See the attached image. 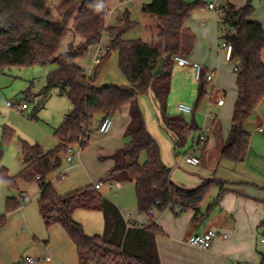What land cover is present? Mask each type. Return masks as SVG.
Instances as JSON below:
<instances>
[{
    "label": "trees",
    "instance_id": "16d2710c",
    "mask_svg": "<svg viewBox=\"0 0 264 264\" xmlns=\"http://www.w3.org/2000/svg\"><path fill=\"white\" fill-rule=\"evenodd\" d=\"M107 2L60 0L54 13L50 0H0V75L12 67L56 64L57 68L46 76L33 115L36 117L43 109L54 90L72 104L71 111L55 130L57 146L45 151L38 143L20 139L25 167L11 175L0 165V180L9 189H18L19 180L37 181L41 189L38 208L45 226L62 227L76 246L79 264H162L156 236L163 230L149 210L153 207L160 211L175 210L176 207L181 212L197 210L212 189L219 186L218 196L209 212L227 191L225 185L228 183L218 179H211L195 189L175 184L170 168L162 161L158 142L146 128L139 105V96L153 94L162 126L174 135L177 150L185 149L199 130L194 118L187 122L182 115H170L168 100L175 59L181 53L182 31L193 12L206 4L200 0H151L143 4L142 12L155 17L159 24V33L148 43L143 39H124V35L137 25L128 9L123 11L117 25L107 26ZM223 12V24L233 28V32L229 31L222 40L232 46L230 60L237 65V100L230 133L219 158L241 163L246 160L251 143V134L245 125L264 99L261 56L264 28L260 22L248 18L254 12L252 0L239 8L228 3ZM105 32L109 43L90 76L78 61L88 54L91 46L101 42ZM68 34L80 38L81 43L76 47L74 41L67 40ZM113 52L118 54V67L128 86L96 84ZM161 58L164 59L163 70L156 75L154 71ZM200 81L203 84L199 85L196 108L207 94V81L204 78ZM26 93L27 98L33 96L30 88ZM126 107H129L131 121L125 136L130 140L99 159L114 161L105 181L135 184L138 210L148 218L143 227L127 221L118 206L106 199L95 185L89 184L61 195L48 180L50 174L61 167L68 145L78 144L85 149L103 119L114 117ZM14 137L15 131L6 126L1 143L9 144ZM207 145L208 142L203 146L204 152ZM20 198L7 197L0 226L5 224L11 212L22 206ZM78 209L102 212L103 233L88 235L84 226L74 219ZM260 227L261 235H264V222ZM259 264H264V255Z\"/></svg>",
    "mask_w": 264,
    "mask_h": 264
},
{
    "label": "crops",
    "instance_id": "0c3cea01",
    "mask_svg": "<svg viewBox=\"0 0 264 264\" xmlns=\"http://www.w3.org/2000/svg\"><path fill=\"white\" fill-rule=\"evenodd\" d=\"M150 1L151 0H146L145 3H149ZM228 3H232L239 8L237 4L230 0H224V3L219 9L220 15L218 19H215V17L212 19L208 12L213 10L209 8V4L214 3L210 2L206 4L204 8L192 14L182 31L180 56L194 62H201L205 74L210 71L214 72V82H217V85L219 82L217 79L219 66L213 63L212 58L217 48L218 38L222 39L224 36L223 34L219 35V31L225 29V27L228 30V26L223 24V9ZM132 5L133 0H108L106 5L107 26L117 25L122 17L123 11L128 9L131 12L132 20L136 21L137 25L124 35V39H143L142 30L140 29L141 22L135 17L134 7ZM253 6L254 12L248 18L260 22L264 28V9L260 12L259 9H257V4ZM216 7V4H214V9H216ZM151 17L156 21V26L155 31L153 30L150 32L151 39L148 41L143 39L148 43L153 42L159 33L158 21L155 17ZM114 21L115 23H113ZM67 40L74 41L76 47L81 43L80 38H74L71 34H68ZM204 41H207L209 44L208 48L211 57L205 52V46L203 45ZM108 43L109 36L108 33L105 32L101 42L91 46L89 49L88 53H93L90 63H87L86 67H84V65L78 61V64L82 66L90 76H93V70L101 61ZM203 52H205V55H203ZM261 56L264 62V50ZM209 57L211 59H209ZM114 67L119 68L117 52L112 53L108 63L97 77L96 84L98 86L107 84L128 86V81L122 72L120 74L117 70H111ZM175 69H179L182 73L186 74L187 78L195 76V69L192 66H181L175 63L174 70ZM9 85H12V79L1 76L0 104L4 102V98L9 92L7 89ZM215 88L216 87L213 86V89ZM217 88L215 90L225 93V101L223 104L225 105L227 97L226 91ZM208 91L209 90L206 89V93ZM53 92L57 93L56 90ZM11 93L13 94V90H11ZM57 95L59 94L57 93ZM51 96L52 94L47 99L45 106ZM145 96L150 97L152 106L156 110L157 121L162 130L152 126V116L147 107ZM236 100L237 86L229 129L226 130V128H224L215 112L216 117L208 122L209 125H212V132L210 133L206 150L204 153L196 154L199 155L202 160L201 165L193 166L181 160L180 154L184 149L177 150L174 145V135L163 128L159 118L158 103L153 94L150 92L146 95L139 96V105L143 113L146 128L158 142L161 149L162 161L166 167L170 168L171 180L175 184L183 188L195 189L211 179H218L228 183L225 185L227 190L226 193L222 196L219 203L211 207L209 212L210 206L218 196L220 190L219 186H215L212 189L210 192V199L206 201L209 194L197 210L181 212L179 207H176L175 210H155L153 214L154 220L163 230V233L156 236V244L162 264H259L262 260V255H264V243H262L261 240L264 238V235H261L262 228L260 226L264 222V145L258 148L256 146L252 147L250 143L247 158L241 163H233L224 159L220 160L219 158L221 150L230 133ZM263 102L264 99L259 104L255 114L245 125V129L251 134V137L252 128L257 130L258 126L263 125L264 116L259 114V107ZM14 103L18 107L17 110H21L22 112H25L30 107L28 105L27 108H23L20 103ZM214 103L217 104L216 102ZM8 108L14 110V108ZM71 109L72 104L71 108L64 113L61 123L55 126L42 121L39 117L40 112L36 117H34L33 112H31L29 113V117L37 125L41 126L47 134L55 136L54 133L56 128L62 124ZM206 118L209 117L206 116ZM112 119L113 125L111 130L106 134L96 132L91 140H94L97 144L94 148L92 147L91 152L87 153L84 151L82 154L81 151L76 157L75 165L83 166L85 163L92 176L93 174L98 175L91 184L96 185L100 183L101 187L98 191L106 199L118 206L124 218L131 223L143 227L147 223L148 218H146V216L144 217V215L133 211L129 212L128 207H125L122 201L115 199L111 200L104 195V192L115 190V187L128 183L125 181H105L110 169L114 165V161L110 158L100 160L99 157V160H96L98 152L99 156H107L124 146V144L130 140L129 137L125 136L126 129L131 121L129 107L124 108L121 112L112 117ZM191 120L186 119L187 122ZM6 121L7 123L2 125L0 132V165L6 167L8 170H12L10 163L5 159V149L7 146L11 147L14 145L17 147V159L20 161V169L17 172L19 173L25 167L21 159L22 148L20 139L28 140L15 124L8 120ZM195 121L200 129L202 123L196 119ZM6 126L11 127L15 131V137L10 145H3L1 143V135ZM151 126L154 129H152ZM249 127L251 129H249ZM46 133L43 131L38 141L28 142L40 144L45 151L54 149L58 141L51 142L47 140ZM197 133L192 137L191 146ZM260 133L264 135V132ZM157 137L162 140L163 146ZM190 152L191 148L184 153L187 154ZM145 158V155H143L142 159L145 160ZM92 169L97 172L92 171ZM17 173L10 174L16 175ZM16 191L14 192L12 189L7 188L0 180V216L5 213V201L7 197L27 195L28 201L35 198L38 201L41 194L38 183L35 187H31L23 180L18 181V189ZM99 213L90 215H94V219L99 221L102 220V216H100ZM74 219L81 223L79 221L80 219L76 218L75 213ZM209 229H214L219 233H225L227 238H216L212 247L206 250L194 248L186 243L194 234L203 233ZM26 256H34L42 259V264H79L75 244L70 240L60 225H53L50 228L45 226L39 213L38 204L30 208L26 207V204L22 205L19 209L11 212L5 224L0 226V264H23V260Z\"/></svg>",
    "mask_w": 264,
    "mask_h": 264
},
{
    "label": "rangeland",
    "instance_id": "374dc122",
    "mask_svg": "<svg viewBox=\"0 0 264 264\" xmlns=\"http://www.w3.org/2000/svg\"><path fill=\"white\" fill-rule=\"evenodd\" d=\"M187 1L193 2L196 0H187ZM200 1H202L205 4H208L210 2L216 4L217 6L216 9L210 10L208 13L212 19L214 17L215 19H218L220 15L219 9L220 6L224 3V0H200ZM230 1L237 4V6L240 7L243 6L247 0H230ZM145 2L146 0H133L132 6L134 7L135 17L138 18V20L141 22L140 29L142 30V35H143L142 37L144 40L148 41L151 39L150 32L153 30L155 31L156 21L152 19L151 15L142 12L141 7L142 4ZM252 3L253 5L257 4L258 6L257 9H259L260 12L263 11L264 1L252 0ZM59 4H60V0H50V6L54 13H56V9L59 6ZM201 9L202 8L196 9L195 11ZM113 23H115V21ZM227 33H229V29L227 30L226 27L225 29L219 31V35L222 34L226 35ZM217 42H218L217 48L215 50V53H213L214 57L212 59H213V63L219 66V72L217 77V79L219 80L218 85L217 82L215 83L214 81L206 83V89H208L209 91L207 92L205 98L202 100L199 107L196 108L198 87L200 83L201 85L203 83L200 80H197L195 76H193L192 78H187L186 74L182 73L179 69H175L173 71V76H172L171 94L168 100V113L170 115H182L187 120H191L194 118L197 121H200L202 123L201 127H203L209 125L208 122L209 120L211 121V118H206L207 109L210 107L212 108V111L216 112L218 118L222 122V125L227 130L229 129L231 124L232 108L236 97V74L234 70L235 62L226 59L225 50H223L220 47L222 44V39L218 38ZM203 45L205 46L204 48L206 54H208L211 57V54L209 53L208 42L204 41ZM205 52H203V55H205ZM88 54L85 58L79 60L84 65V67H86L87 63H90V59H92L93 57V53H88ZM210 57L209 59H211ZM199 63L202 64L201 62ZM56 68H57L56 64H49L45 66L35 65L31 67H12L10 69H7L4 74L0 75V77L4 76L12 79V85H9L7 87L9 92L8 94H6L4 98L5 99L4 102L0 104V132L2 125L6 124L7 123L6 120H8L18 127L20 132L27 137L28 141H34V142L38 141L39 137L42 135V132L44 131V133H46V131L41 126L37 125L34 121L30 119L29 113L34 111L35 107L37 106L40 100V96L38 94L41 88L45 85L47 74ZM114 68H112L111 70H117V72L121 74L119 68L117 67ZM213 86L226 91L227 97H226L225 105L221 106L214 103L216 102L218 95L214 92L216 88L213 89ZM29 88L33 93V96L31 98H27L26 92L29 90ZM11 90H13V94L11 93ZM145 98H146L147 107L152 116L151 124L153 127L159 129L160 126L157 121L156 110L152 106L150 97L145 96ZM8 101L17 102L20 103V105H22L23 102H26L30 107L25 112H22L21 110H17V109L12 110L7 107ZM180 103L193 107L195 109L194 112L193 113L181 112L178 109ZM70 108H71V102L66 96H59L57 95L56 92H53L46 106L43 109H41L39 117L42 121L48 122L51 125L54 126L59 125L63 119L64 113ZM259 114L261 116H264V102L259 107ZM153 127L152 129H154ZM249 129L251 128L249 127ZM46 135H47L46 138L47 140L51 142L57 141L56 137L53 136L52 134L46 133ZM158 139L162 144V140L160 138ZM191 141L192 138L189 140L186 148L180 154L181 160H183V156L185 154L184 152L191 148ZM11 143L12 141L9 143V145ZM96 144L97 143L94 140L93 141L90 140L88 146L82 150V154L84 153V151H86L87 153L91 152L92 147L94 148ZM251 145L252 147L256 146L258 148L259 146L264 145V135H262L258 131V129L255 130L252 128ZM75 148L79 149L80 146L76 144ZM16 150L17 147H15L14 145L11 147L7 146L5 149L6 151L5 159L8 163H10L12 169L9 171L10 173H14V174L17 173L20 169V161H18L17 159ZM196 153L199 152L197 151ZM203 153H204V149H203ZM98 157H99V152L96 156V160L98 159ZM191 168H195V167H191ZM92 171L97 172L94 169H92ZM63 172H65L66 175L62 178L60 177V175ZM97 177L98 175L93 174L92 176L89 173L88 167L85 163L83 166L73 165L66 160V155H64L61 167H59L54 172H52L48 180L53 184V186L55 187V189L59 194L64 195L69 193L70 191L80 189L82 187L91 184L92 181H94ZM27 184L30 185L31 187H35L37 185V181L29 182ZM16 190L17 189H12V191L14 192ZM104 195L111 200L115 199L118 201H122L125 207H128L129 212L133 211L142 214L138 210L137 195H136V189L134 183L128 182L123 185H119L115 187V190L104 192ZM210 197L211 194L207 197L206 201H208ZM24 204H26V207L30 208L32 206H37L38 201L35 198L31 201L26 200L23 203V205ZM95 213H99V211H86V210L78 209L75 212L76 218L80 219L79 221L84 226L86 233L91 236L96 234H102L104 231L103 214L101 212L99 213L100 216H102V220L97 221L94 219V215H90ZM142 215H144V217L146 216L147 218L146 214H142Z\"/></svg>",
    "mask_w": 264,
    "mask_h": 264
},
{
    "label": "built area",
    "instance_id": "2783aa9c",
    "mask_svg": "<svg viewBox=\"0 0 264 264\" xmlns=\"http://www.w3.org/2000/svg\"><path fill=\"white\" fill-rule=\"evenodd\" d=\"M209 8L214 9V4H209ZM228 29L230 32H233V28L231 26H228ZM220 47L223 50H225L226 59L230 60V57L232 54V46L229 43H227L225 40H222V44ZM175 61L178 65H181V66H186V65L192 66L195 69V77L197 80H202V78H204L207 82L214 81V78H215L214 72L210 71L204 75L203 66L199 62H194V61H191L181 56H177ZM236 69H237V65H235V70ZM214 92L218 95L216 103L218 105H223L225 101V93L219 90L217 91L214 90ZM7 106L14 108V109H18V107L13 101H8ZM22 107L27 108L28 105L23 103ZM179 110L183 113H193L195 109L189 105L182 103L179 105ZM206 116L213 120L216 117V114L214 111H212L211 108H209L206 112ZM112 125H113L112 117H106L100 123L97 132L100 134H106L111 130ZM257 129L259 132H264V122H263V125L258 126ZM211 132H212V125L203 126L198 130L197 135L193 139V144L191 146V152L183 156V160L187 164H190L193 166L201 165V158L199 157V155H196L198 154L196 152L198 151L200 154L203 153V146L208 142ZM75 145L76 144L68 145L67 154H66V160L73 165L76 164V157L82 151L81 147L79 149H76ZM65 175L66 173L63 172L61 173L60 177L63 178ZM37 179H39V177H37ZM100 187H101L100 183L95 185L96 189H99ZM26 200H28L27 195L21 196L20 198L21 205H23V203ZM155 210H156L155 207H153L149 210V213L153 215ZM216 238L226 239L227 235L225 233L216 232L214 229H209L203 233L194 234L186 241V243L189 246H192L194 248L206 250L212 247L214 240ZM261 242L264 243V238H262ZM42 262H43L42 259H39L34 256H26L23 260V264H42Z\"/></svg>",
    "mask_w": 264,
    "mask_h": 264
},
{
    "label": "water",
    "instance_id": "95a60500",
    "mask_svg": "<svg viewBox=\"0 0 264 264\" xmlns=\"http://www.w3.org/2000/svg\"><path fill=\"white\" fill-rule=\"evenodd\" d=\"M163 64H164V59L161 58L159 60V63H158V66H157L156 70L154 71L156 75H158V74H160L162 72V70H163Z\"/></svg>",
    "mask_w": 264,
    "mask_h": 264
}]
</instances>
